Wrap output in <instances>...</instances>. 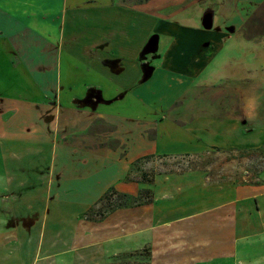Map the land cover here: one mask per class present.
<instances>
[{
  "label": "crops",
  "instance_id": "0c3cea01",
  "mask_svg": "<svg viewBox=\"0 0 264 264\" xmlns=\"http://www.w3.org/2000/svg\"><path fill=\"white\" fill-rule=\"evenodd\" d=\"M223 7L210 11V29L160 18L150 29L142 12L116 0H0V264H107V241L130 225L127 210L99 222L85 215L110 189L139 194L144 182L125 180L134 161L254 144L257 128L264 138V117L240 88L231 109L203 100L204 67L240 28L230 25L232 0ZM144 29L167 44L152 60L175 92L145 97L156 66L144 57ZM174 108L180 115L168 121ZM167 172L150 183L153 204L136 208L151 211L136 216V241L145 235L151 246H167L156 264L231 256L235 212L256 196L194 181L191 170Z\"/></svg>",
  "mask_w": 264,
  "mask_h": 264
},
{
  "label": "rangeland",
  "instance_id": "374dc122",
  "mask_svg": "<svg viewBox=\"0 0 264 264\" xmlns=\"http://www.w3.org/2000/svg\"><path fill=\"white\" fill-rule=\"evenodd\" d=\"M116 1L142 12L145 24L149 25L145 28L150 27L151 29L155 18L200 26L204 13L210 12L212 9L217 10V8L221 10L222 6H224L222 10H226L225 6L228 0H218L217 4L216 0ZM257 1L260 0H232L236 16L230 25L239 24L240 28L225 38L222 46L211 56L204 67L201 78H206L205 84L208 80L210 81L207 84L209 85L207 90L203 91V100L210 107L217 105L226 107V109L235 107L237 105L236 89L240 88L241 94H246L254 104L256 116L264 117V0L252 11V6ZM148 34L149 32L147 33L144 29L145 44L148 36H151ZM166 46L167 44L161 40L156 51L144 54V57H148V60L153 61L156 66L152 77L143 85L146 98L149 97L148 92L151 90L157 94H167L169 90L176 91L175 83L173 84L166 76V70L159 60H152L156 55L158 57L162 54ZM232 67L236 69L234 75H230L228 71ZM226 75L231 77H225ZM211 86L220 89L221 94L214 98L210 92ZM171 98L173 100L176 95H171ZM183 99L184 96H181L180 101ZM199 104L200 102H197L196 107ZM244 104L245 101L241 96L240 106L242 107ZM232 113L236 114L237 109ZM153 114L155 115V113L147 114L145 118ZM179 115V111L174 108L169 113L167 120L170 121L171 118H176ZM240 116L243 117L242 112H240ZM262 136L263 129L260 131L257 128L249 137V140H255L254 144L241 143L239 146L233 147H212L197 157L155 158L147 156L139 161H134L125 180L132 184L144 182V186L139 189V194L127 195L129 199H135H132V202L126 201L122 196L126 194L110 189L85 215L87 220L99 222L112 216L118 210H127L125 217L131 226L129 225L123 232L117 229V239L113 238L111 241H107V264H156L157 256L160 254L158 252L167 246L165 244L151 246L150 240L147 241L145 235L140 242L136 241L134 235L136 216L151 215V211L145 214L137 213L136 208L153 204L150 183L153 182L154 177L164 172L169 173L167 171L182 173L187 170H191L192 180L207 186L222 187L232 184L245 188L248 194L256 196L255 199H248L246 202L240 203L237 212H235L236 248L232 255L218 260H209L202 264H264V138ZM176 150L179 149L172 148V151ZM112 173L114 170L107 169V179L111 177L110 175L113 176ZM98 178L97 176L96 179ZM124 203L127 206L120 207ZM119 218L120 216H117L116 219L119 220ZM122 229L124 230L123 227ZM107 233H109L108 230ZM127 233L130 235H128L126 243L124 239L119 240L120 236ZM148 235L150 237V233ZM182 248L183 246L179 244L176 245L175 250Z\"/></svg>",
  "mask_w": 264,
  "mask_h": 264
},
{
  "label": "water",
  "instance_id": "95a60500",
  "mask_svg": "<svg viewBox=\"0 0 264 264\" xmlns=\"http://www.w3.org/2000/svg\"><path fill=\"white\" fill-rule=\"evenodd\" d=\"M201 25L205 29H210L212 27V14H211V12H206L203 14V16L201 18ZM157 46H158V35L153 34L148 38L146 44L144 45L143 53L146 54L149 52H154V51H156Z\"/></svg>",
  "mask_w": 264,
  "mask_h": 264
},
{
  "label": "trees",
  "instance_id": "16d2710c",
  "mask_svg": "<svg viewBox=\"0 0 264 264\" xmlns=\"http://www.w3.org/2000/svg\"><path fill=\"white\" fill-rule=\"evenodd\" d=\"M111 191H114V190L112 189ZM122 196L125 197V200L126 201H130V202H132V199H135V198L129 199V196H127V195H122ZM124 206H127V205L125 203L120 205V207H124Z\"/></svg>",
  "mask_w": 264,
  "mask_h": 264
}]
</instances>
